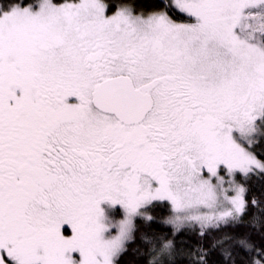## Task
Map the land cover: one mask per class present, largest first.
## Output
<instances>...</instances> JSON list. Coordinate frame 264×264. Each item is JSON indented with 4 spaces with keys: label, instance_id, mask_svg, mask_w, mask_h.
<instances>
[{
    "label": "snow or ice",
    "instance_id": "obj_1",
    "mask_svg": "<svg viewBox=\"0 0 264 264\" xmlns=\"http://www.w3.org/2000/svg\"><path fill=\"white\" fill-rule=\"evenodd\" d=\"M262 198L264 0H0V264H264Z\"/></svg>",
    "mask_w": 264,
    "mask_h": 264
},
{
    "label": "trees",
    "instance_id": "obj_2",
    "mask_svg": "<svg viewBox=\"0 0 264 264\" xmlns=\"http://www.w3.org/2000/svg\"><path fill=\"white\" fill-rule=\"evenodd\" d=\"M154 0H137V5L138 7H142L145 10H150L153 7ZM257 155L258 158H260V153L259 150H257ZM261 188L260 186L257 185H252L250 191L248 192V198L250 199L252 195H257L258 197L260 196ZM264 199V198H262ZM170 214V210L166 206H160L159 208L156 209L155 215L158 218L166 219ZM251 215V212L249 213ZM248 217L246 216L245 219ZM163 232L165 233H170L172 231V226L171 225H158ZM228 231H231V229H228ZM237 234L243 235L245 232L251 231V239L253 242H255L257 245L264 246V236H262L260 233L247 229L244 227L237 228L235 230ZM198 228L193 231L189 228H184L182 232L180 233L178 239L183 240L185 243L183 245L185 251H190L192 249L197 248L200 245H203L205 248L209 247L213 241L218 238L222 233L221 232H212L209 231L207 235L204 237L199 236L198 234ZM140 232L136 233V243L129 245V251L124 254V256L120 260V264H148V261L151 260V248H148L146 250V254L144 256H141L140 258H137L131 251L132 248L136 247V245L140 244ZM243 255V252H241ZM193 259L195 258V255L192 257ZM213 261H219L220 257L218 253H214L212 256ZM183 264H188V259L185 257L183 260Z\"/></svg>",
    "mask_w": 264,
    "mask_h": 264
},
{
    "label": "rangeland",
    "instance_id": "obj_3",
    "mask_svg": "<svg viewBox=\"0 0 264 264\" xmlns=\"http://www.w3.org/2000/svg\"><path fill=\"white\" fill-rule=\"evenodd\" d=\"M226 179H227V177H226ZM225 186H227V185H225ZM231 194V193H230ZM169 215H171V213L169 214ZM119 218V217H118ZM185 228H187V227H185Z\"/></svg>",
    "mask_w": 264,
    "mask_h": 264
}]
</instances>
